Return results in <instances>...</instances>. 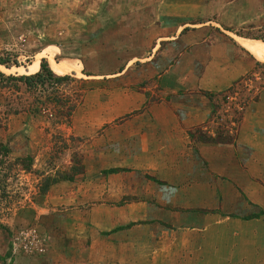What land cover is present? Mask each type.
<instances>
[{
    "label": "rangeland",
    "instance_id": "1",
    "mask_svg": "<svg viewBox=\"0 0 264 264\" xmlns=\"http://www.w3.org/2000/svg\"><path fill=\"white\" fill-rule=\"evenodd\" d=\"M130 2L0 0V264H168L157 221L216 177L199 145H235L244 120L248 143L264 137V60L237 39L262 36L264 0L245 24L186 27L170 47L146 26L116 37ZM44 60L69 73L7 81ZM252 145L246 170L264 183V138Z\"/></svg>",
    "mask_w": 264,
    "mask_h": 264
},
{
    "label": "crops",
    "instance_id": "2",
    "mask_svg": "<svg viewBox=\"0 0 264 264\" xmlns=\"http://www.w3.org/2000/svg\"><path fill=\"white\" fill-rule=\"evenodd\" d=\"M121 1L126 3L128 0ZM248 2L249 0H140L139 6V1L130 2V17L120 15L119 19L115 18L116 37L124 33L135 36L136 33L145 32L146 26V33L153 34V37L148 35L152 40L151 44L158 36L163 43L171 42L167 44L168 47L173 44L177 46L186 27H191L190 32L194 34L200 26L214 24L218 27H231L235 23L245 24L249 16ZM236 7L239 12L236 15L237 21L231 16ZM237 39L244 40L239 37ZM157 48L158 44L153 47L152 53ZM54 61L57 62L55 58ZM248 125L244 120L235 145H199L200 155L216 176H210L206 181L212 185L210 194L182 193L180 198L187 201V205L180 208L169 206L168 210L175 208L178 212L166 209L162 213L157 221V226L160 227L158 229L172 236L167 242L153 239L157 245L153 251L156 263H159L157 248L162 247L166 251L163 257L165 262L168 259V264H264V222L261 221L264 215L260 216L264 212V183L251 178L246 170L251 165L249 147L259 148L252 144L264 137L255 133L249 142L252 144H249V133L247 137L244 134ZM259 151L260 148L254 160H259ZM203 185H206L205 182ZM256 214L259 219L245 220Z\"/></svg>",
    "mask_w": 264,
    "mask_h": 264
},
{
    "label": "trees",
    "instance_id": "3",
    "mask_svg": "<svg viewBox=\"0 0 264 264\" xmlns=\"http://www.w3.org/2000/svg\"><path fill=\"white\" fill-rule=\"evenodd\" d=\"M261 33H262V36L259 37V38H255L256 40H254V41H252L253 39L249 40L248 38H243V39H245L247 41H250V42H252L254 44H257V45H260V46H264V42H262V41H264V30ZM239 38H242V37H239ZM259 40H262V41H259ZM55 72L59 73V74H66V72L69 73V70H68V68L54 69L48 64V62L46 60H44V61H42L41 65H40V71L37 74H35L33 76H17V77L12 76V77L7 78V81H14V82H17V83H21V84L25 85L28 88H35L38 84H41V83L43 84L46 81V78L56 77L55 76L56 75ZM61 76H66V75H61ZM58 79L60 80L61 78H58ZM207 142H211V140H208ZM31 164L32 163L25 164V165L27 167H29V166H31ZM61 179L67 180V181H71L72 177L68 176V175L67 176H63V177L60 176L59 178H56V177L53 178L52 176L51 177H45L43 179V183H42L43 187H42L41 192L42 193L46 192L47 189H49L51 186H53L56 183H58V181H60Z\"/></svg>",
    "mask_w": 264,
    "mask_h": 264
},
{
    "label": "bare ground",
    "instance_id": "4",
    "mask_svg": "<svg viewBox=\"0 0 264 264\" xmlns=\"http://www.w3.org/2000/svg\"><path fill=\"white\" fill-rule=\"evenodd\" d=\"M241 43L254 57L259 60H264V50H260L258 47L248 42L241 41Z\"/></svg>",
    "mask_w": 264,
    "mask_h": 264
}]
</instances>
